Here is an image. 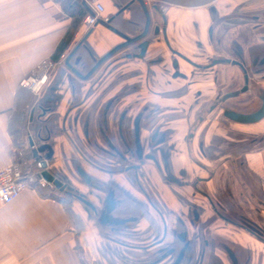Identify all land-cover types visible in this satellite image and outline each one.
<instances>
[{"label": "crops", "instance_id": "crops-1", "mask_svg": "<svg viewBox=\"0 0 264 264\" xmlns=\"http://www.w3.org/2000/svg\"><path fill=\"white\" fill-rule=\"evenodd\" d=\"M68 1L0 0V167L21 161L29 170L40 172L38 161L33 155L22 157L20 148L27 143L31 148L38 147L39 144L36 132L42 123L40 120L42 116L36 111L31 119L28 116L30 106L37 105L40 101L45 103L55 101L56 116L54 119L51 118L48 124L54 130L61 129L64 124V132H54L51 137L42 132V140L48 142L44 144L52 147L51 158L47 161L48 170L67 177L77 191L85 192L88 186L74 176L76 165L98 180L108 182L111 178L89 164V158L99 162L101 157L85 144L83 129L88 112L89 128L92 133L90 135L96 138L99 146L103 145V134L98 131L101 123L99 107L102 100L115 92L116 87L103 94L101 80L94 77L89 80L79 78L64 65V62L52 70L39 94L34 95L29 89L19 85L21 78L32 73L39 62L53 61L59 52L67 55L88 31L82 24L84 16L82 14L89 11L88 6L81 0H75L76 5L69 8ZM98 1L104 6L110 21L107 24L98 22L90 28L91 31L79 45V52L82 54L89 50L94 56L102 55L121 39L114 27L123 26V19L130 16L137 21L142 19L143 11L138 4L131 7L128 5L129 8L121 10L129 0ZM210 6L214 7L216 13ZM80 9H83V12L79 15ZM231 10L242 14L229 22L234 23V27L243 24L242 27L247 30L237 36L233 35L241 49L242 58H245L246 62L254 58V62L264 70V0H215L208 6L196 8L170 5L165 13L169 22L166 34L168 43L174 49L189 55L197 52V48L200 47H205L212 55V46L208 43L205 28L210 19L223 17L224 13ZM260 12L261 18L256 19L254 16ZM118 14L120 16L115 19V15ZM226 22H218L217 27L219 44L215 49L221 56L225 50L223 47L229 41ZM258 22H261L263 27L257 26L256 29L254 26ZM156 49L169 58L165 44L156 40L149 45L148 56L153 55ZM87 60L89 61V57ZM122 65L126 75L122 76L120 83L114 82V86L124 87L123 104L133 102L134 98L142 96L156 104L170 105L171 112L160 117L162 120L170 119L178 128L168 141L170 144L174 143L175 147L176 153L172 155L174 167H185L196 170L201 176L206 175L203 170L199 171L194 167L186 153L187 148L193 151L200 141L203 148L211 153V157L208 158L210 160L203 158V161L213 164L214 168L211 179L199 183L200 187L207 191L219 212L232 220H236L238 213L243 214L251 222L261 226L264 234V139L255 144L249 142L245 138L248 137L246 135L240 137L232 135L229 129L231 127L234 130L238 127L239 131L249 132L248 135L252 137L259 135L264 133V116L258 122L239 125L232 124L219 115H206L200 121L199 127H196L188 137L186 123L193 122L195 111L193 110L185 119L183 112L172 110L178 101L190 103L192 101L190 93L197 88L205 95L210 94L208 90L212 82L210 77H205L207 71H204L194 84L187 87L186 94L180 99L161 98L155 95V92L151 94L141 87L146 79L142 61L131 59ZM182 69L186 71L183 67ZM211 69L216 74L215 86L218 88L221 85L218 82L220 77L225 78L221 74L224 71L218 68V65ZM236 70L239 71L238 68ZM96 79L97 83L101 84H96L87 94L92 85L91 81ZM160 81L158 78V82ZM158 82L156 86L161 90L165 89V83ZM182 83V79H173L170 86L179 87ZM75 98L83 100L80 104L82 112L73 128V140L76 145L67 132L75 109L64 117L68 104ZM23 122V128L19 129L18 125ZM110 134L116 137V129L112 123ZM48 152L47 147L40 150V159ZM190 156H196V153ZM143 171L150 174V180L155 185L153 192L155 196L166 202L171 209L185 211L186 204L181 200L186 202L188 199L202 205L200 215L204 221V233L211 242L205 249L203 264H232L221 244L228 245L234 251L238 259L237 264L246 262L264 264V242L251 232L216 215L205 197L196 195L195 199L190 198L189 186L175 185V190L179 192L177 195L179 197H176L171 186L147 163L143 166ZM111 179L123 183L131 192L144 199L143 194L128 184L122 174H114ZM149 189L153 191L152 188ZM59 195L60 190L53 191L44 186L33 185L22 190L12 201L0 204V264H107L108 240L103 236L105 232L103 228L86 217L87 209L82 202L72 197L69 211ZM128 201L130 202L131 198H128ZM154 215L157 217L150 209L138 222L143 226L148 222L154 223L152 221L155 219ZM206 218L210 219L207 222L208 226ZM154 225L156 226V223ZM108 243L113 245L112 242ZM111 247L112 252L114 248H118L114 245Z\"/></svg>", "mask_w": 264, "mask_h": 264}, {"label": "flooded vegetation", "instance_id": "flooded-vegetation-1", "mask_svg": "<svg viewBox=\"0 0 264 264\" xmlns=\"http://www.w3.org/2000/svg\"><path fill=\"white\" fill-rule=\"evenodd\" d=\"M143 1L149 13L148 22H146L144 12L140 21L135 20L132 16L123 19V26L114 27L115 32L121 39L109 50L116 45H124L104 59L91 71L88 77L84 78V80H89L94 77L101 80V83H103L101 92L103 94L116 87L115 92L102 100L99 107L101 123L98 131L103 134V145L99 146L96 138L90 135L92 133L89 128L90 114L88 112L83 133L85 144L101 157L99 162L89 158V164L111 178L114 174H122L128 184L133 185L137 192L143 194L144 199L131 192L130 188H127L123 183L115 182L111 178L108 182L98 180L77 165L74 167V176L88 186L85 192L77 191L67 177L51 172L64 185L63 189L54 186L52 188L53 190H60V193H64L71 199L74 197L82 202L87 209L85 210L88 213L86 217L93 220L92 223L95 225L103 228L105 231L103 236L108 242H112L114 247H118L117 249L114 248V252H112L111 246L113 245L107 242V264H203L205 249L210 246L211 242L205 237L204 233V221L201 220L200 215L202 205L188 199L186 202L181 200L186 204L185 211L171 209L166 202L157 198L153 193L155 185L150 180V174H147L150 170L148 169L147 173L143 171V166L146 163L160 175L163 181L171 186L176 197H179L177 196L179 192L175 190V185L189 186L191 190L189 192L190 198L195 199L196 195L205 197L211 210L216 215L248 230L261 242H264L261 226L251 222L246 216L239 213L235 217L236 220L229 219L224 213L216 209L210 195L200 187L199 183L211 179L214 170L213 164L203 161V158L210 160L208 158L211 157V153L203 148L200 141L197 142L198 146L193 151L187 148L186 153H188L194 167L199 171L203 170L206 175L201 176L196 170H189L185 167H174L172 155L176 153L174 151L175 147L174 143L170 144L168 141L178 128L170 119L162 120L163 118L160 117L162 114L171 112V110L169 111L170 105L156 104L144 99L142 96L134 98L133 102L123 104L122 89L124 87L118 88L117 85L114 86V82L119 81L120 83L122 76L126 75L122 64L125 61L136 59L142 61L145 67L144 76L146 79L141 86L145 91L147 90L151 94L155 92V95L161 96V98L180 99L186 94L187 87L194 84L197 78L199 79V76L207 71L205 77H210L212 82L208 90L210 94L205 95L201 89L197 88L190 93L192 99L190 103L184 104L183 101H178L172 110L183 112L185 119L187 116L189 117L193 110L195 111L193 122L191 124L190 121L185 122L189 137L194 129L199 127L200 121L206 115H219L232 124L239 125L258 122L264 116V113L254 121L236 120L234 114H259V110L264 108V70L260 69L258 63L254 62V58L249 62L242 58L241 49L233 36L234 23L229 21L239 18L237 16L242 13L231 10L224 13L223 17L210 19L205 28V33L214 54L211 55L205 47H200L197 48V52L189 55L174 49L168 43L166 34L168 33L169 22L165 13L170 5L157 0ZM211 8L214 11V7ZM261 14L260 12L254 17L259 19ZM224 21H227L226 30L229 31L227 32L229 33V41L223 47L225 50L223 56H221L215 48L219 44L217 37L218 22ZM145 22L147 23L145 35L133 40L143 32ZM261 24V22H258L254 27L257 29V26H262ZM154 40L165 44L169 58L160 53L158 49L153 51V55L148 56V47ZM143 41L147 42V46L142 52L143 49L140 47V43ZM223 48L221 49L223 50ZM109 50H106L100 56H94L89 50L82 54L79 52L78 46L69 58L70 66L82 75L87 74L93 64ZM88 57L89 61L87 60ZM220 63H229L236 66L240 74L238 80H235L233 74H228L229 83L224 91H222L221 86L218 88L215 86L216 74L211 69ZM71 72L74 73L72 70ZM156 77L163 84L165 83V89L161 90L159 86H156L158 82ZM97 79L91 81L92 85L89 87L87 94L96 84H101L97 83ZM173 79H182V85L171 87L170 81ZM160 82L158 83L161 84ZM82 102L81 99H72L64 114V117H67L68 113L75 109L74 116L71 118L72 123L68 126L69 131H67L74 144L73 128L82 112L80 105ZM54 105H56L55 101L50 100L48 103L40 101L37 105L33 104L29 108L28 116L31 119L36 111L38 115L42 116V119L48 115L46 119H40L42 123L36 132L38 147L48 143L42 140V132L47 134V137H51L54 132H64V124L58 130H54L48 124L49 120L54 119L56 116ZM111 123L116 129V137L110 134ZM229 129L232 135L237 137L246 135L248 137L245 138L255 144H259L264 139V133L252 137L248 135L249 132H244V134L239 131L238 127H235L234 130L231 127ZM34 144L37 145L35 142ZM194 152L196 156L191 157L190 155ZM80 171H82V174H80ZM128 198H131L130 202ZM150 209L155 212L158 218L154 215L155 219L152 220L154 223L148 222L147 225L143 226L138 221L144 218ZM209 220L208 218L205 219L206 226L209 225L207 223ZM221 245H223L232 264H237L238 259L234 251L226 244Z\"/></svg>", "mask_w": 264, "mask_h": 264}, {"label": "built area", "instance_id": "built-area-1", "mask_svg": "<svg viewBox=\"0 0 264 264\" xmlns=\"http://www.w3.org/2000/svg\"><path fill=\"white\" fill-rule=\"evenodd\" d=\"M88 6L89 12H86L82 18V24L87 30L94 24L101 21H107L104 6L98 0H81ZM65 54H61L58 61L43 60L33 69L32 73L21 78L19 85L29 89L34 94H39L41 88L47 82L50 73L57 64L61 63ZM20 164L12 162L0 167V204L12 201L19 193L27 187L36 185L52 188V184L47 182L39 173H22Z\"/></svg>", "mask_w": 264, "mask_h": 264}, {"label": "water", "instance_id": "water-1", "mask_svg": "<svg viewBox=\"0 0 264 264\" xmlns=\"http://www.w3.org/2000/svg\"><path fill=\"white\" fill-rule=\"evenodd\" d=\"M133 1H137L139 3V5L141 6V9L143 10L145 16H146V22H148V18H149V13L147 10L146 5L144 4L143 0H129L128 3H126L123 8L121 10H124L130 3H132ZM169 5H174V6H179V7H184V8H196V7H201V6H208L211 3H213L215 0H157ZM110 20H108L109 22ZM106 22V24L108 23ZM145 22V27L143 29V32H141V34H139L137 37H135L133 40L141 38L143 35H145V31L147 28V23ZM91 31V29H89L82 38H80V40L75 44V46L70 50V52L67 54L65 60H64V65L69 67L76 75H78L80 78L84 79L86 77H88V75L91 73V71H93L98 64H100L104 59H106L109 55H111L114 51H116L119 47L123 46L124 44H119L116 45L114 48H112L111 50H109L106 54H104L101 58H99L95 64H93V66L91 67V69L87 72V74H80L76 69H74L72 66H70L71 64L69 63V58L71 57V55L74 53V51L77 49V47L80 45V43L84 40V38L88 35V33ZM147 46V42L143 41L140 43V47L143 49L142 52L145 50ZM264 113V108L262 110H259V114H239V113H235V119L239 120V121H254L256 118H258L259 116H261ZM232 115V114H231ZM45 147H47L49 149V152L45 155V157L43 159H40V154L39 151L44 149ZM32 155L33 157L36 159V161H38L39 166L41 168L40 170V174L41 176L47 181V182H51L53 185H55L54 187L58 188V189H63L64 185L62 184V182L56 178L49 170H48V164L47 161L48 159L51 158L52 155V147L49 144H43L40 147H36L33 146L32 147Z\"/></svg>", "mask_w": 264, "mask_h": 264}, {"label": "rangeland", "instance_id": "rangeland-1", "mask_svg": "<svg viewBox=\"0 0 264 264\" xmlns=\"http://www.w3.org/2000/svg\"><path fill=\"white\" fill-rule=\"evenodd\" d=\"M247 25V24H246ZM243 26V24H239V25H236V27H234V29H233V34H236V36L237 35H239L240 33H243V31H247L244 27H242ZM218 68H220L221 70L223 69V73H221L222 74V76L224 77L225 76V78H221L220 77V79H219V84H221L220 86H221V88H222V91H224V90H226L227 89V86L226 85H228V83H229V81H228V74H233L234 75V78H235V80H238V78H239V76H240V74H239V72H237V67L236 66H232L231 64H229V63H220V64H218ZM225 69V70H224ZM235 70V71H234ZM234 72V73H233ZM32 94H34V93H32ZM35 95V94H34ZM21 124V123H20ZM23 124V123H22ZM49 190H51V189H49ZM54 191V190H53ZM59 198L60 199H62V200H64L65 201V204H66V207H67V210H69L70 211V208H71V206H72V204H70L71 202L70 201H72V199L71 198H68L64 193H60V195H59ZM76 200V199H75ZM77 202V201H76ZM70 207V208H69Z\"/></svg>", "mask_w": 264, "mask_h": 264}, {"label": "trees", "instance_id": "trees-1", "mask_svg": "<svg viewBox=\"0 0 264 264\" xmlns=\"http://www.w3.org/2000/svg\"><path fill=\"white\" fill-rule=\"evenodd\" d=\"M75 2V0H69L68 1V3H67V7H69V8H73L75 5H76V3H74ZM135 4H138L139 5V3L137 2V1H133L129 6L131 7V6H133V5H135ZM82 12H83V9H80V11H79V15L80 14H82ZM84 15V13L82 14V16ZM120 16V14H118V15H115V19L117 18V17H119ZM61 53L62 52H59L58 53V55L56 56V59H54L53 61H58L59 60V57H60V55H61ZM63 63V62H62ZM22 87V86H21ZM24 88V87H23ZM31 93V92H30ZM32 106V105H31ZM30 106V107H31ZM26 119H28V116L25 118V120ZM27 121V120H26ZM23 124H24V122H23ZM23 124H19L18 125V127H19V129L20 128H23ZM31 145H29L28 143L24 146V147H21L20 149H21V155H22V157H25V156H32V148L30 147ZM18 163L20 164V167H21V170H22V173H25V172H33V171H31V170H29V168H27L26 166H24L23 164H22V162L21 161H18ZM21 173V174H22Z\"/></svg>", "mask_w": 264, "mask_h": 264}]
</instances>
